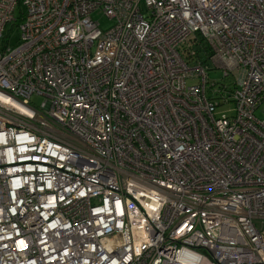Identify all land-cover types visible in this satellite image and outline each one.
Masks as SVG:
<instances>
[{
  "label": "built area",
  "instance_id": "built-area-1",
  "mask_svg": "<svg viewBox=\"0 0 264 264\" xmlns=\"http://www.w3.org/2000/svg\"><path fill=\"white\" fill-rule=\"evenodd\" d=\"M261 106L264 0H0V264H264Z\"/></svg>",
  "mask_w": 264,
  "mask_h": 264
},
{
  "label": "rangeland",
  "instance_id": "rangeland-1",
  "mask_svg": "<svg viewBox=\"0 0 264 264\" xmlns=\"http://www.w3.org/2000/svg\"><path fill=\"white\" fill-rule=\"evenodd\" d=\"M24 8H17L15 11V19H19L21 13H24ZM92 19L99 23L100 27L102 29L107 28L111 22L104 16V14L101 11H96L91 15ZM5 37H7L8 45L10 48H14L18 45L19 40V33L17 28H15V23L9 24L6 28ZM225 68L227 69L226 65H223L222 63L218 61H212L208 60V71H207V78H208V87H210L212 84H221L225 83L226 80H224V72ZM226 74L228 75L226 78L229 82V84H237L240 80L239 74L236 73V71H230L229 69L226 70ZM237 74V75H236ZM197 81H188V84H196ZM215 89L217 86L214 87ZM210 93V92H209ZM32 102L36 105H40L42 102V99L39 97H33ZM232 105H224L222 107H219L217 109V112H225L227 115H231ZM262 106L256 111L255 116L262 120L264 119V113H262ZM257 228L260 230L262 236H264V223L257 221L256 222Z\"/></svg>",
  "mask_w": 264,
  "mask_h": 264
},
{
  "label": "trees",
  "instance_id": "trees-1",
  "mask_svg": "<svg viewBox=\"0 0 264 264\" xmlns=\"http://www.w3.org/2000/svg\"><path fill=\"white\" fill-rule=\"evenodd\" d=\"M199 52H201V54L199 55L200 58H199V61L207 68V71L209 70L208 69V60H209V55L211 54L209 49L208 48H204L203 47V50H200ZM224 80L225 83H221V84H212L210 87L214 89L215 86H217L218 90L217 91L218 93H216L215 95H213V98H216L217 96H219L223 91H226V93L230 94L234 88H235V84L231 83L229 84L226 76H224ZM207 84H208V78H207Z\"/></svg>",
  "mask_w": 264,
  "mask_h": 264
}]
</instances>
